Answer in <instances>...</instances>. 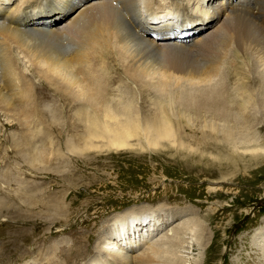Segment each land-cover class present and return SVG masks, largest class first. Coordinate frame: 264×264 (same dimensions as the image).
<instances>
[{
	"label": "rangeland",
	"instance_id": "374dc122",
	"mask_svg": "<svg viewBox=\"0 0 264 264\" xmlns=\"http://www.w3.org/2000/svg\"><path fill=\"white\" fill-rule=\"evenodd\" d=\"M185 1L200 15L196 2ZM251 4L264 28V0ZM155 6L162 14L176 12L165 0ZM242 10L253 19L252 11ZM11 56L5 70L14 68L18 90L10 102L0 101V264H66L69 257L77 264H120L100 245L105 232L118 229L109 227L115 218L132 216L145 219L125 224L136 240L148 228H157L150 238L160 241L172 227L187 237L183 245L165 246L177 264H264V120L221 130L220 112L188 111L181 90L187 81L166 77L159 85L116 80L104 103L108 115L91 108L76 114L54 78L23 54ZM219 56L220 75L206 89L213 92L208 102L223 99L218 93L228 86L227 98L239 109L256 56L250 50L243 56L232 36ZM113 108L136 119L127 116L125 125L111 127ZM146 119L158 121L163 136L156 127L143 128ZM192 222L193 234L181 232Z\"/></svg>",
	"mask_w": 264,
	"mask_h": 264
},
{
	"label": "bare ground",
	"instance_id": "6f19581e",
	"mask_svg": "<svg viewBox=\"0 0 264 264\" xmlns=\"http://www.w3.org/2000/svg\"><path fill=\"white\" fill-rule=\"evenodd\" d=\"M156 1L0 0V101L3 98L8 103L17 94L18 86L12 77L14 68L5 70L13 52L30 58L36 66L54 78L57 89L63 91L61 96L69 100V104H74L76 114H88L91 108V112L97 115L102 112L108 115L104 110V103L114 91L112 84L116 80L123 79L125 84L159 85L166 77L175 81H187L186 86L179 89L185 95L183 99L188 100L187 103L185 100L188 111L207 110L204 115L207 112L210 115L220 112L223 116L220 121L223 123L216 124L221 130L250 128L264 120V28L259 23L258 12H254L251 0H193L196 2V9L197 6L201 8V11H197L200 14L198 16H195L185 0H165L175 6L176 15L157 11ZM242 8L245 12L252 11L253 19L249 20ZM202 30L204 31L195 41L191 40L196 31ZM228 36H232L235 47L243 56L249 50L256 56L253 71L247 78L250 81L242 84L243 88L240 90L242 99L236 103L241 106L239 109L227 98L230 89L228 86L218 93L223 99H213L210 102L208 100L213 92L206 90L216 80L215 77L220 75L219 54ZM110 69H113V73L107 72ZM225 78L227 81L229 73L225 74ZM241 82L244 83V79ZM253 84L257 86L253 87ZM157 89L161 90L162 87ZM111 113L110 116L117 119L109 123L111 127L125 125V118L128 117L132 122L136 119L124 112V109L113 108ZM231 116H235V120ZM230 119L234 120V124L230 123ZM149 120L142 122L146 130L156 127L153 130L159 132L163 129L157 120L153 123ZM143 217L132 216L131 220L121 218L118 221L115 218L116 223L113 221L114 224L112 222L109 227L118 226V229L105 232L100 251L114 263L177 264V261L174 262L168 256L170 250L165 246L183 245L187 237L175 235L172 227L161 236L166 235L168 239L160 241L150 238V235L154 236V232L158 231L157 228H148L136 240L128 232V228L124 230L125 224L130 221L141 223L145 220ZM195 222L184 225L181 232L193 234ZM170 235H174L172 238L175 240L172 241ZM66 262L71 264L73 258L69 257ZM89 263L104 264L98 260ZM49 264L56 263L50 261Z\"/></svg>",
	"mask_w": 264,
	"mask_h": 264
}]
</instances>
